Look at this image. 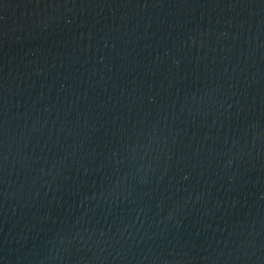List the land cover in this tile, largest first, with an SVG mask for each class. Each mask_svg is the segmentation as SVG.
Listing matches in <instances>:
<instances>
[{"label":"water","instance_id":"95a60500","mask_svg":"<svg viewBox=\"0 0 264 264\" xmlns=\"http://www.w3.org/2000/svg\"><path fill=\"white\" fill-rule=\"evenodd\" d=\"M0 264H264V0H0Z\"/></svg>","mask_w":264,"mask_h":264}]
</instances>
